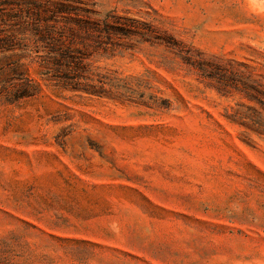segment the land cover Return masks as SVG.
Masks as SVG:
<instances>
[{
    "label": "rangeland",
    "instance_id": "374dc122",
    "mask_svg": "<svg viewBox=\"0 0 264 264\" xmlns=\"http://www.w3.org/2000/svg\"><path fill=\"white\" fill-rule=\"evenodd\" d=\"M60 8L104 29L86 39L99 95L27 47ZM11 34L0 264H264V0H0ZM17 72L39 91L18 97Z\"/></svg>",
    "mask_w": 264,
    "mask_h": 264
},
{
    "label": "trees",
    "instance_id": "16d2710c",
    "mask_svg": "<svg viewBox=\"0 0 264 264\" xmlns=\"http://www.w3.org/2000/svg\"><path fill=\"white\" fill-rule=\"evenodd\" d=\"M75 10V8H60L52 13L49 19L43 20L44 24L35 27L34 46L27 47H32L34 50L29 51L35 52V56L41 59V65L45 68L41 73L48 78H55L63 86L72 90L99 95L104 91V82L98 79L96 83L90 75L86 39L93 36L94 32H102L104 29L99 23H92L89 16L83 17L81 14L73 12ZM85 11L88 12V10ZM57 13L67 15L75 13L78 17H68L64 20L53 18ZM60 22L63 24H59ZM115 30L125 34L123 26ZM98 36L100 37V34ZM12 39L13 35L11 34L7 38H0V41ZM160 41L168 46L176 47L179 53L183 51L179 48V43L170 35L165 34L163 38H160ZM183 58L189 61V57ZM14 66H16L14 68L16 70L19 64H14ZM16 75V78L21 80L17 90L18 97L32 96L39 91V85L33 78L20 72H17Z\"/></svg>",
    "mask_w": 264,
    "mask_h": 264
}]
</instances>
